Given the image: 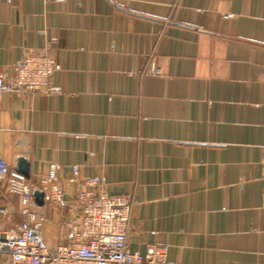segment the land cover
Masks as SVG:
<instances>
[{
  "label": "crops",
  "instance_id": "crops-1",
  "mask_svg": "<svg viewBox=\"0 0 264 264\" xmlns=\"http://www.w3.org/2000/svg\"><path fill=\"white\" fill-rule=\"evenodd\" d=\"M26 52L61 65L58 89L0 94V156L34 190L57 165L63 203L34 205L49 244L98 177L131 199L132 251L264 264V0H0V70ZM21 206L0 181V233Z\"/></svg>",
  "mask_w": 264,
  "mask_h": 264
},
{
  "label": "built area",
  "instance_id": "built-area-1",
  "mask_svg": "<svg viewBox=\"0 0 264 264\" xmlns=\"http://www.w3.org/2000/svg\"><path fill=\"white\" fill-rule=\"evenodd\" d=\"M226 16H229L227 14ZM61 65L49 54L26 52L13 67V74L0 70V94H48L58 88L51 83L53 73ZM153 72L160 70L154 67ZM71 181H77L79 170L72 165ZM7 191L21 199L23 219L0 233V256L7 255L10 264H163L166 247L151 244L144 253L129 248L127 229L131 199L111 195L96 186L98 177L84 179V188L77 190L74 203L79 213L65 218L63 231L49 244L43 236L47 217L34 207V188L27 178L11 170L0 156V181ZM53 204L64 201V192L57 179V165L51 163L48 172L38 180L37 189Z\"/></svg>",
  "mask_w": 264,
  "mask_h": 264
},
{
  "label": "water",
  "instance_id": "water-1",
  "mask_svg": "<svg viewBox=\"0 0 264 264\" xmlns=\"http://www.w3.org/2000/svg\"><path fill=\"white\" fill-rule=\"evenodd\" d=\"M17 169L18 172L23 174L25 177L28 175V164L24 157L19 156L17 158ZM33 196L37 201H40L43 197V194L39 192L38 190L33 191Z\"/></svg>",
  "mask_w": 264,
  "mask_h": 264
}]
</instances>
